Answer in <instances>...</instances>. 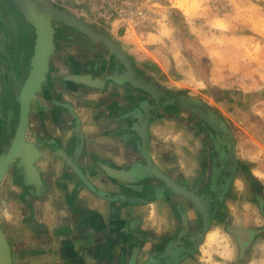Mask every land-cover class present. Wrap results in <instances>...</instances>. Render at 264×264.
<instances>
[{
    "label": "crops",
    "instance_id": "0c3cea01",
    "mask_svg": "<svg viewBox=\"0 0 264 264\" xmlns=\"http://www.w3.org/2000/svg\"><path fill=\"white\" fill-rule=\"evenodd\" d=\"M171 8L167 29L190 13L185 1L171 0ZM206 8L213 11L209 4ZM248 8L251 12L241 24L244 33L234 34L238 24L226 13L214 21L215 38L201 43L214 46L216 57L220 55V60L211 58L212 49L206 50L214 67L228 62L225 52L236 56L246 47L238 70H231L234 65L227 70L228 77L252 91L264 87V9ZM4 14L0 11V159L15 135V95L30 69L36 42L32 25L29 40L13 42L18 27L9 25ZM85 23L117 46L110 53L102 40L52 22L54 50L41 91L30 105L27 144L0 177V225L12 264H173L174 255L178 264H211L215 259L205 257V247L214 239L215 225L226 222L235 239L230 262L255 256L264 264V224L240 213L226 216L233 204L238 207L237 201L228 197L204 224L211 205L194 191L209 181V138H216L222 127L213 120L210 136L201 123L213 109L181 84L174 60L161 49L174 40L159 36L162 27L141 39L121 34L118 25L107 31ZM172 113L198 117L193 137L187 131L185 138L181 129L177 137L172 135L174 127H183L182 119L168 117ZM190 143L194 153L186 160L182 149ZM201 147L205 151L200 155ZM157 170L196 195L203 206L174 193L157 178Z\"/></svg>",
    "mask_w": 264,
    "mask_h": 264
},
{
    "label": "rangeland",
    "instance_id": "374dc122",
    "mask_svg": "<svg viewBox=\"0 0 264 264\" xmlns=\"http://www.w3.org/2000/svg\"><path fill=\"white\" fill-rule=\"evenodd\" d=\"M183 1L189 5L190 13L187 18L182 16L176 18L174 24L169 26L171 28H168L172 31L167 29L166 19L159 23L158 27L163 28L159 36L165 39L170 37L175 42L168 47L161 45V49L174 60V70L180 79H183L181 84L195 94L200 102L213 109L212 113L205 114L204 117H208L200 119L201 123L205 124L207 133H210V136L214 134V129L209 127V124L215 120V123L221 124L222 127L220 133L216 131L215 134H219L221 138H228L227 153L230 152V156L232 155L237 162L235 180L232 181L229 197L237 201L239 208L233 204L226 216L240 213L243 219L252 217L257 224H264V87L245 91L239 80L228 77L227 68L230 65H234L231 70H238V66L243 63L246 58V47L241 46L236 56L231 51L225 52L224 57H227L228 62L223 61L221 64L218 62L214 67L211 58L220 60V55L216 57L217 52L212 49L214 46L204 48L201 43L215 38L217 29L213 27L214 21L216 18L224 17L226 13L230 14L235 24H238L239 29L237 32L234 31V34L244 33L246 27L241 24L246 13L251 12L248 7L264 9V0H237L233 5L222 3V8L216 12L206 8L211 1L181 0ZM203 2L206 9L200 5ZM24 21L31 26L25 18ZM211 49L212 57L209 58L206 50ZM168 117L174 121L182 119L183 127L173 128L174 137H177L180 129L184 131L185 138L187 131L193 137L195 134L192 131L193 124L198 121V117L179 113L169 114ZM187 122L190 124L189 130L185 128ZM193 146L191 143L184 145L182 156L186 160L193 156L194 152L190 150ZM200 149L201 155L205 149L202 147ZM189 165L186 169H189ZM254 172L261 178L258 179ZM241 204H245V207L240 209ZM215 226L214 239L209 240V244L205 247V257L207 259L214 257L216 261L212 260L211 264H262L255 256L245 258L243 261L239 260L238 263L230 262L235 247V239L229 233L231 225L226 222ZM218 254H222L223 258L219 259Z\"/></svg>",
    "mask_w": 264,
    "mask_h": 264
},
{
    "label": "water",
    "instance_id": "95a60500",
    "mask_svg": "<svg viewBox=\"0 0 264 264\" xmlns=\"http://www.w3.org/2000/svg\"><path fill=\"white\" fill-rule=\"evenodd\" d=\"M13 1L18 6L19 10L23 12L26 21L34 27L36 42L30 69L21 86L19 94L15 95V99L19 104L18 121L15 126V135L11 140L8 153L5 157L0 159V177L13 157L17 156L18 150L27 144L25 141V134L28 126L30 105L35 99L36 94L41 91V84L48 70V59L54 50L53 39L55 30L52 26V22L63 23L66 26L73 27L85 33L92 39L102 40L110 53L115 52L117 46L116 41L110 39L105 33L56 7L48 0ZM13 81H16L15 77H13ZM156 176L159 180L163 181L168 188L173 190L174 193L183 196L197 208L198 206H203L202 201L197 198L196 195L187 191L183 186L177 184L161 171L157 170ZM208 220V216L205 215V219L203 220L205 225H208ZM0 264H12L10 247L1 225Z\"/></svg>",
    "mask_w": 264,
    "mask_h": 264
},
{
    "label": "built area",
    "instance_id": "2783aa9c",
    "mask_svg": "<svg viewBox=\"0 0 264 264\" xmlns=\"http://www.w3.org/2000/svg\"><path fill=\"white\" fill-rule=\"evenodd\" d=\"M56 7L95 27L112 31L118 25L121 34L130 33L143 39L154 33L159 22L172 13L171 0H48ZM213 11L222 2L209 4Z\"/></svg>",
    "mask_w": 264,
    "mask_h": 264
},
{
    "label": "flooded vegetation",
    "instance_id": "af4514ba",
    "mask_svg": "<svg viewBox=\"0 0 264 264\" xmlns=\"http://www.w3.org/2000/svg\"><path fill=\"white\" fill-rule=\"evenodd\" d=\"M0 11L5 13L4 20H6L9 25L14 23L18 27L19 32L16 38H14V36L12 37L13 42L17 41L21 43L24 40H29L28 37L31 38L34 35L33 27L25 23L23 15L19 12L18 6L13 0H0ZM23 30L26 31L25 36L22 35ZM206 113L209 112L207 111ZM218 132L220 133V131ZM209 140L212 141L213 146L211 149L212 156L210 160L209 181L203 188L195 190L194 193L201 196L211 205L210 208L205 210L210 220L221 210L224 202L229 197L232 181L235 180L234 173L237 171V162L234 160L231 161L228 158V138H221V136L217 134L216 138H209ZM200 232H202V226ZM236 240L240 250H243V246H240L238 238H236ZM177 257L179 256L174 255L173 264H178L177 262L180 261V259L175 260Z\"/></svg>",
    "mask_w": 264,
    "mask_h": 264
},
{
    "label": "clouds",
    "instance_id": "9594fccd",
    "mask_svg": "<svg viewBox=\"0 0 264 264\" xmlns=\"http://www.w3.org/2000/svg\"><path fill=\"white\" fill-rule=\"evenodd\" d=\"M254 175H257L255 172L253 173ZM257 178L260 179L261 177L257 175Z\"/></svg>",
    "mask_w": 264,
    "mask_h": 264
}]
</instances>
